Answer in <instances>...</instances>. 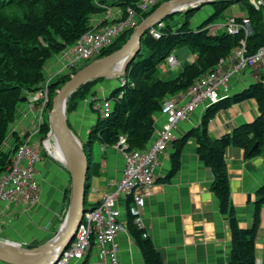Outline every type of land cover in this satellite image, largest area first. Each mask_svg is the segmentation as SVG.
I'll return each instance as SVG.
<instances>
[{
	"label": "trees",
	"instance_id": "16d2710c",
	"mask_svg": "<svg viewBox=\"0 0 264 264\" xmlns=\"http://www.w3.org/2000/svg\"><path fill=\"white\" fill-rule=\"evenodd\" d=\"M236 1L239 0L208 2L212 12L196 27L191 25V20L196 11L208 3L178 11L181 13L178 18L175 16L178 12L168 13L161 20L164 24L159 27L157 37L147 31L135 57L124 73L115 75L116 84L104 97L111 101L108 114L103 115L93 107L97 99L91 101L96 118L89 126L86 139L81 142L84 152L86 153L87 148H90L96 139L101 145L108 147L116 145L122 135L126 137L127 149L145 148L155 130L154 114L162 112L165 97L187 90L196 78L214 68L221 58H228L241 39L246 40L248 53H253L264 45V7L261 5L256 8L251 0L244 4L246 16L252 26L249 35L246 36L243 31L235 34L224 30L212 31L211 24ZM138 2L139 0H0V174L7 169L13 150L5 151L1 148L9 124L15 118L16 108L24 93L37 90L46 78L47 61L73 45L92 27L93 16L104 12L107 6L137 8ZM152 10L144 12L143 16L146 17ZM132 32L133 29H130L120 34L100 56L121 48ZM180 43L187 44L190 51L195 53L194 60L183 61L177 76L160 77L159 63L169 57L171 50ZM86 63L88 61L61 73L56 81L50 83V102L47 107H51V100L57 89ZM103 78L105 76H96L82 82L69 96L66 113L71 129L69 115L81 100L97 96L94 88ZM121 78L125 79L123 83ZM249 98H255L258 102L259 114L255 119L237 125L220 137H212L208 126L216 113L232 103ZM48 131L49 123L46 117L40 129V132L44 133L42 138L47 136ZM190 137H194L198 143L199 158L212 169L214 179L211 189L218 199L220 212L228 219L231 231V254L228 264H255V239L264 202V183L258 189L259 196L251 226L241 227L231 198L225 149L230 145L240 146L244 149L246 158L260 153L264 144V82H252L248 87L207 106L199 124L190 128L181 138L174 140L170 169L164 180L170 179L179 170L182 148ZM17 141H21L20 137H17ZM87 162V177L99 175L101 160L92 159ZM69 197L68 194L67 203ZM88 197L89 194L85 191V209L95 206ZM129 205L130 198L127 199V206ZM126 226L141 251L144 263L164 264L162 254L146 228L139 227L128 210Z\"/></svg>",
	"mask_w": 264,
	"mask_h": 264
},
{
	"label": "crops",
	"instance_id": "0c3cea01",
	"mask_svg": "<svg viewBox=\"0 0 264 264\" xmlns=\"http://www.w3.org/2000/svg\"><path fill=\"white\" fill-rule=\"evenodd\" d=\"M105 15V11L95 14L92 22L104 20ZM218 26L212 23V31L214 29L219 31ZM61 66L59 53L53 55L46 63V76H54ZM176 69L177 66L168 64L165 76ZM258 74V68H248L233 75L226 96L248 87L256 81ZM106 79H110L109 82ZM113 79L106 77L104 83H100L97 98L101 99L108 94V90L116 84ZM34 92L26 91L24 96L27 99L18 104L15 118L9 124L5 141L1 146L3 150L11 151L18 142L17 137L21 139L25 133L31 132L34 123L37 122L40 107L33 99ZM96 97L89 96L81 100L78 107L69 115V121L73 124L72 131L79 140L86 139L89 126L96 118V112L91 108V101L96 100ZM44 112L45 110L42 112L43 115ZM203 112L202 107L198 108L182 121L175 130L174 140L197 126ZM258 114V102L255 98L232 103L220 109L210 120L209 133L212 137H220L237 125L252 121ZM154 118L155 127H161L165 115L157 112ZM39 132L36 131L31 135L41 153V161L37 164L41 185L39 200L28 206L13 202L2 203L0 206V239L29 247L44 243L58 232L62 225L60 219L65 215L67 206L69 208L71 202L67 204L65 193L73 191L67 166L49 153H47L49 156L42 154V140L45 138L36 137V133ZM174 140L160 155L152 194L146 199L143 208L145 228L161 252L164 264H228L231 254V231L228 219L219 210L218 199L211 189L214 174L212 169L199 158L198 143L194 137H190L182 148L179 170L170 179L164 180L170 169ZM101 150L104 157L100 159V174L92 177V191L88 197L93 204L97 203L102 194L115 187L125 165V159L117 145L108 147L101 145ZM225 159L231 198L240 226L250 227L259 196L258 189L264 183V144L260 153L250 158L245 157L242 147L230 145L225 149ZM119 205L122 209V218L126 220L124 197L119 199ZM117 241L121 264H145L141 251L128 230L119 232ZM0 264L10 263L0 260ZM75 264L113 263L102 260L98 246L92 244L85 257ZM255 264H264V202L261 206L259 228L255 239Z\"/></svg>",
	"mask_w": 264,
	"mask_h": 264
},
{
	"label": "built area",
	"instance_id": "2783aa9c",
	"mask_svg": "<svg viewBox=\"0 0 264 264\" xmlns=\"http://www.w3.org/2000/svg\"><path fill=\"white\" fill-rule=\"evenodd\" d=\"M161 1L139 0L137 8L107 6L104 20L92 22L89 30L73 45L59 53L62 66L57 73L68 72L84 62L98 58L120 34L130 29L134 30L145 18L144 12L154 10ZM251 2L256 8L263 4V0ZM155 24L150 26L148 33L157 37L159 27L164 23L159 21ZM221 26L224 31L232 34L243 31L247 36L252 32L251 21L247 16L241 18L229 16ZM213 32L218 30L214 29ZM167 62L171 66L179 64L174 54L168 57ZM248 68H258L256 81L264 82V45L255 52L248 53L246 40L241 39L240 44L233 48L228 58H221L214 68L196 78L187 90L163 99L162 113L165 115V121L161 127H155L153 137L145 148L127 149L126 137L120 136L116 145L125 159L122 176L112 190L102 194L95 206L85 209L74 238L50 264H75L85 257L92 244L98 246L102 260L121 264L117 235L128 229L126 220L122 218L119 199L124 197L127 206V199L130 198V205L126 210L134 216V221L139 227L145 228L143 208L146 199L152 194L160 155L175 139L176 128L196 109L202 107L205 110L207 106L226 96L230 89L231 77ZM120 80L122 83L125 81L124 78ZM50 83L51 77L46 76L34 92L33 99L40 107L37 122L34 123L31 132L25 133L21 141L17 142L7 169L0 174V206L9 202L28 206L39 200L41 185L37 164L41 161V153L31 135L40 131L45 121L42 112L50 102ZM110 104V100L102 98L95 101L94 108L107 115ZM43 142L50 150V142L46 139Z\"/></svg>",
	"mask_w": 264,
	"mask_h": 264
},
{
	"label": "water",
	"instance_id": "95a60500",
	"mask_svg": "<svg viewBox=\"0 0 264 264\" xmlns=\"http://www.w3.org/2000/svg\"><path fill=\"white\" fill-rule=\"evenodd\" d=\"M182 1L187 2L185 8H172L174 4ZM211 1H163L139 22L121 48L84 64L76 72L71 74L70 78L57 89L51 100L52 104L48 115L49 131L46 140L49 141L50 137H52L55 143L59 141L65 149L68 160L67 163H63L67 166L71 175L73 184L72 199L63 223L54 236L44 243L32 247L23 246L20 243L6 239H0V260L10 264H50L74 238L77 225L81 221L82 214L86 208L85 191L88 162L81 141L74 134L67 122L66 105L71 93L82 82L93 77L115 76L124 73L127 65L133 60L137 51L140 49L142 37L146 35L150 26L161 21L168 13L185 11L189 7ZM122 56H124L122 64L117 65L116 62ZM26 99L27 97L23 96L20 101H25ZM42 255H49L46 261L42 258Z\"/></svg>",
	"mask_w": 264,
	"mask_h": 264
},
{
	"label": "rangeland",
	"instance_id": "374dc122",
	"mask_svg": "<svg viewBox=\"0 0 264 264\" xmlns=\"http://www.w3.org/2000/svg\"><path fill=\"white\" fill-rule=\"evenodd\" d=\"M165 1V0H162L161 3ZM248 1V0H239V1H236L234 3H232L220 16H218L214 23L217 24L218 28L220 31H223V27L221 26L222 24H224L226 21H227V18L229 16H245L247 14V10L244 6L245 2ZM263 7H264V4H263ZM212 12V7L211 5L208 3V4H203L195 13V15L193 16L192 20H191V25L193 27H196L201 21H203L206 17H208L210 15V13ZM263 12H264V9H263ZM176 18L180 17L181 16V13L178 12L175 14ZM128 39V38H127ZM127 41V40H126ZM125 41V42H126ZM171 53L174 54L178 61H179V64L176 65L177 66V69L175 71H173L171 74H168L167 76H165L166 72V66H168V62H167V59H168V56L162 60L160 63H159V67H158V75L162 78H173L175 76H177L182 68L181 66V63L185 60H193L195 58V53L191 52L189 47L187 46V44L185 43H180L178 45H176L172 50H171ZM61 74H55L54 76H50L51 77V82L53 81H56L59 76ZM114 78L113 80H116V76H105V78ZM103 78L102 80H100L98 83H96L95 86H98L97 89H95L97 91V96L99 95V92L100 91V83H104V79ZM110 79H106V81ZM97 100H99L100 98H95ZM50 109L51 107H47L45 108V112H44V118L48 117L49 115V112H50ZM66 117H68L67 113H66ZM71 126H73V124L71 123ZM76 134H77V131L75 130ZM38 136H44V133L43 132H39V133H36V137ZM52 142L54 144V140L51 139ZM82 142L84 141L83 139H80ZM55 147L56 146H52L50 147V150L49 148L47 147V145L43 142L42 140V154L45 155L47 153H49L50 155H53L55 158H57L58 160L62 161V159L64 158H61V156L58 154L57 152V149H56V152H55ZM51 151V152H50ZM52 153V154H51ZM86 158L87 160H92V159H95V160H100L102 159L104 156H103V152L101 150V144L100 142L96 139L92 146L89 148H87L86 150ZM48 155V154H47ZM49 156V155H48ZM63 165H65L64 163H62ZM86 191L88 192V194L91 193L92 191V177H87V182H86ZM69 194V201L68 203L71 201L72 199V193H68ZM65 193V199L67 197V195ZM71 194V195H70ZM67 203V204H68ZM67 210H68V206H67V209L65 211V215L67 213ZM65 215H63V217L60 219V222L63 223V220H64V217ZM1 236V234H0Z\"/></svg>",
	"mask_w": 264,
	"mask_h": 264
},
{
	"label": "bare ground",
	"instance_id": "6f19581e",
	"mask_svg": "<svg viewBox=\"0 0 264 264\" xmlns=\"http://www.w3.org/2000/svg\"><path fill=\"white\" fill-rule=\"evenodd\" d=\"M174 7H172V8H185L186 6H187V2L186 1H182V2H180V3H177V4H174L173 5ZM123 58H124V56H122V58L119 60V61H117L116 62V64L117 65H121L122 64V62H123ZM115 64V65H116ZM50 147L51 146H56L55 147V152H56V149H57V152H58V154L61 156V158H64V159H62V162H65V163H67V154H66V152H65V149L63 148V146L61 145V143L58 141L57 143H51L50 142ZM79 147H77V149H78ZM79 150V149H78ZM49 256V255H48ZM48 256L47 255H42V258L46 261V259L48 258Z\"/></svg>",
	"mask_w": 264,
	"mask_h": 264
}]
</instances>
